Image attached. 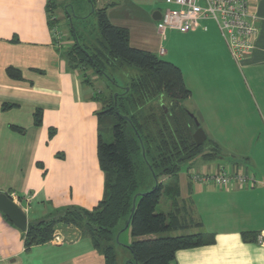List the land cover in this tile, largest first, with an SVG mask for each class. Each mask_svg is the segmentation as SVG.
Returning a JSON list of instances; mask_svg holds the SVG:
<instances>
[{
    "label": "crops",
    "instance_id": "0c3cea01",
    "mask_svg": "<svg viewBox=\"0 0 264 264\" xmlns=\"http://www.w3.org/2000/svg\"><path fill=\"white\" fill-rule=\"evenodd\" d=\"M63 2L0 0V192L20 206L27 225L74 208L91 210L104 193L105 176L97 159L98 113L104 108L98 92L102 90L95 91L92 83L96 76L85 78L90 70L73 65L63 49L62 35L63 46L55 43L49 16L56 17ZM120 4L126 13L121 14V22H113L119 17L110 19V14ZM199 4L204 5L202 0ZM174 6L172 0H95L96 9L106 7L111 24L128 30L130 46L159 58L149 47L154 38L151 40L146 33L135 34L133 26L139 18L144 19L155 35L164 39L168 31L174 30L161 34L160 19L152 15L158 11L161 17L166 8ZM249 12L256 28L253 48L237 60L211 19H202L196 28L180 32L184 47L197 58L194 66L204 76L197 95L198 122L206 135L203 153L215 147L218 155L197 156L184 174L180 166L174 176L158 178L164 188L159 203L166 204V211L159 212L173 213L187 224L163 235L200 233L210 240L178 250L177 264H264V243L257 242V237L264 235V0H249ZM111 16L114 18L115 12ZM161 49L156 48L164 55L166 51L161 53ZM229 66L242 73L245 85L241 89L226 81L224 72ZM8 68L17 70L20 77L9 76ZM182 76L187 87L183 72ZM190 91L191 96L182 105L195 117L184 105L194 98ZM238 97H245L254 107L252 114L257 113L262 125L259 128L251 123L249 134L235 131L225 138L219 133L229 129L226 120L220 118L225 109L222 106H244ZM160 100L169 103L165 96ZM223 154L229 155L226 164L219 162ZM221 167L253 173L256 182L253 187L215 191L212 184L194 181L189 174L192 170L206 173ZM148 183L149 187L155 184L152 179ZM169 188H174L176 196L166 193ZM24 232L0 212V264H105L103 255L85 234L66 233L63 241L51 239L25 248ZM149 237L155 236L141 238Z\"/></svg>",
    "mask_w": 264,
    "mask_h": 264
},
{
    "label": "trees",
    "instance_id": "16d2710c",
    "mask_svg": "<svg viewBox=\"0 0 264 264\" xmlns=\"http://www.w3.org/2000/svg\"><path fill=\"white\" fill-rule=\"evenodd\" d=\"M88 3L92 11L77 17L85 19L96 15L99 36L95 41L81 42L71 25L73 39L66 50L73 65L83 71L89 66L116 87L108 69L112 72L116 67L130 65L138 72L129 77L121 91L112 92L109 103L100 95L104 108L98 113L97 159L105 176L102 199L91 210L74 208L29 223L24 232L25 248L51 240L57 224L76 226L91 239L103 255L105 264H117L113 247L115 235L121 230L119 226L130 218L132 261L177 264L175 253L178 250L201 246L210 240L200 233L163 235L187 224L181 223L173 213L155 210L164 193L158 178L174 176L182 163L197 156L216 157L218 149L214 147L209 153H203L204 145H197L193 139L196 126L191 113L182 105V101L191 96V91L184 84L181 69L149 51L130 46L128 30L109 22L106 7L96 9L95 0H88ZM55 18L49 16L51 29L58 28ZM7 74L20 77L14 68H8ZM161 96L169 103L162 102ZM108 131L112 134L111 142L104 138ZM149 179L155 182L154 186L140 193ZM166 193L177 194L174 188L167 189ZM151 235L155 237L141 238Z\"/></svg>",
    "mask_w": 264,
    "mask_h": 264
},
{
    "label": "rangeland",
    "instance_id": "374dc122",
    "mask_svg": "<svg viewBox=\"0 0 264 264\" xmlns=\"http://www.w3.org/2000/svg\"><path fill=\"white\" fill-rule=\"evenodd\" d=\"M115 1H120V0H115ZM64 5H68L67 7V12L64 10ZM119 5V3H118ZM160 5V4H159ZM63 7V8H62ZM162 7V6H159ZM164 7H162L163 9ZM66 9V8H65ZM91 11V6L88 3V0H64L63 4L59 6V8L56 10V18L58 19V30L61 32L62 36L65 38L64 46L62 44L63 49L69 47L72 43V34L70 33V27L71 25L75 28L76 33L79 37V40L81 42H86L88 40L95 41L97 37L99 36V29H98V20L96 15H89L85 19H80L79 17H83L87 15ZM112 12H115V17L112 18ZM110 14V19H115L118 18L117 20H112L113 22H120L122 21L121 18L123 16L121 14L126 13V9L120 4V7H117L115 11H112ZM119 12V13H118ZM55 19H53L55 21ZM155 23V22H154ZM146 25L144 22V19L139 18L138 23L136 26L134 25L133 28L135 29V34H140V33H146L151 35V40L154 38V44L153 42L149 45V47H153L154 51L165 61H169L173 64L178 65L186 79L187 87L192 89V92L194 94L193 100L187 101L184 105L188 107L192 113H194L197 121H200V116L198 114V111H200V106H198V93L200 92V83L201 79L204 77L202 73H200V70L198 69V66H194V63L197 61L196 56H193L189 54V51L186 50L184 47V42L181 41V33L179 31H168L165 38L162 39L161 35L157 36L155 35V31L153 32L152 29ZM69 30V32H68ZM70 37L72 38H69ZM163 48L166 53L164 55H160L156 48ZM86 72L87 70H90L89 73H87V77L89 76H96V81L95 83H92L95 86V91L96 90H102L98 92V95L102 94L103 96L106 97V101L109 103L110 102V96L113 91H121L122 88L128 84L129 77L137 75V70L135 67L130 66V65H125L120 68H114L112 72H110V69H108V74L110 73L111 77H113V81L117 85L114 86L113 83L108 81L104 76L98 75L90 69L89 66H86ZM240 73V72H239ZM239 73L236 71L234 67L229 66L228 69L225 70L224 75L226 77L227 82H234L236 83L239 87L238 89H241L245 85V80L243 78L242 73ZM241 91V90H240ZM241 95V93L239 94ZM116 94H114V97ZM240 100L239 101H244L245 104L244 106L238 105L237 107L233 108H226L222 106V109H224V112L220 114L221 120L224 122L226 120V127L229 129H224L223 131H220L222 135H225V138H229L230 132H237V134H249V131L251 129L249 128V124L251 125L254 124L261 128L262 122L259 119V117L256 114H252V111H254V107L250 105L245 99V97H238ZM232 112L231 114L229 112ZM233 118V119H232ZM260 125V126H259ZM106 125H104L105 129ZM225 127V128H226ZM106 130V129H105ZM107 131V130H106ZM105 141L106 142H111L112 141V134L110 131H108L104 135ZM228 141V143H231V140H224ZM205 146V144H204ZM229 155L223 154V157L219 159L220 163H227ZM199 157V156H198ZM190 165V161L184 162L181 164V170L180 172L184 174L186 172L187 167ZM224 168V167H223ZM147 181L145 182V184ZM141 188L142 192L144 193L145 191H148L152 189V187H149V183ZM212 188L215 191L221 190L218 188H215L212 186ZM145 189V190H143ZM140 192V193H142ZM157 212L159 211H166V204L161 201L155 209ZM67 225L63 224H57L56 225V233L61 235L62 237L66 236L64 234L69 233L72 235V232H77L81 233L80 229L77 228L76 226H68V227H74V229H66ZM119 229H121L117 234L115 235V240H114V252L117 260V264H132L130 263V260L132 258L129 245L133 241V238L131 236V228L125 227V224H121L119 226Z\"/></svg>",
    "mask_w": 264,
    "mask_h": 264
},
{
    "label": "built area",
    "instance_id": "2783aa9c",
    "mask_svg": "<svg viewBox=\"0 0 264 264\" xmlns=\"http://www.w3.org/2000/svg\"><path fill=\"white\" fill-rule=\"evenodd\" d=\"M172 0L174 7L166 8L159 20L161 34L166 30L187 32L196 28L202 19H211L219 27L231 55L237 60L251 52L256 35L249 12V0ZM55 43L62 46V34L57 27L51 29ZM163 52V49L160 50ZM194 181L210 183L218 189H230L234 186L253 187L256 179L253 173L230 171L218 168L212 172H189ZM52 239L63 241L64 238L54 233ZM257 242L264 243V235L257 237Z\"/></svg>",
    "mask_w": 264,
    "mask_h": 264
},
{
    "label": "water",
    "instance_id": "95a60500",
    "mask_svg": "<svg viewBox=\"0 0 264 264\" xmlns=\"http://www.w3.org/2000/svg\"><path fill=\"white\" fill-rule=\"evenodd\" d=\"M153 19L159 20L160 19V12L156 11L152 15ZM191 117L194 120L196 129L193 132V139L197 145H200L203 141L206 139V135L202 128L200 127L199 122L197 119L190 114ZM134 205L132 206V211L134 209ZM0 212L3 213L10 222H12L17 228H19L21 231H25L27 228V219L25 213L22 211L20 206L16 204L11 197H9L7 194L0 192ZM130 223V218L125 224V227H128ZM130 263L138 264L136 261H130Z\"/></svg>",
    "mask_w": 264,
    "mask_h": 264
}]
</instances>
